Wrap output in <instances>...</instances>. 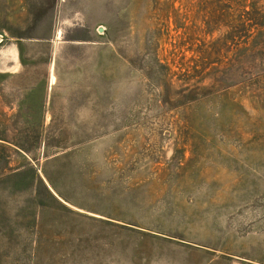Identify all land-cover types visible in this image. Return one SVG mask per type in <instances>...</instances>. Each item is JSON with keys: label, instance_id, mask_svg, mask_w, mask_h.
Returning <instances> with one entry per match:
<instances>
[{"label": "rangeland", "instance_id": "374dc122", "mask_svg": "<svg viewBox=\"0 0 264 264\" xmlns=\"http://www.w3.org/2000/svg\"><path fill=\"white\" fill-rule=\"evenodd\" d=\"M0 264H264V0H0Z\"/></svg>", "mask_w": 264, "mask_h": 264}]
</instances>
